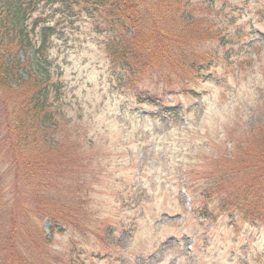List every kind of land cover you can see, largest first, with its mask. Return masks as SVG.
I'll use <instances>...</instances> for the list:
<instances>
[{
  "label": "trees",
  "instance_id": "trees-1",
  "mask_svg": "<svg viewBox=\"0 0 264 264\" xmlns=\"http://www.w3.org/2000/svg\"><path fill=\"white\" fill-rule=\"evenodd\" d=\"M262 23L264 0H0V264L27 262L59 234L80 245L83 230L103 232L81 212L90 206L86 181L61 184L79 160L73 135L80 130L65 108L53 55L58 41L90 25L103 38L113 89L138 118L190 123L205 112L207 91L198 86L228 82L243 70L245 48L264 38ZM188 96L195 102L186 104ZM245 132L264 134V121ZM262 142L252 153L228 152L237 166L187 176L188 193L197 195L187 194L190 211L201 220L226 216L264 228ZM107 229L112 236L100 240L111 244L115 231Z\"/></svg>",
  "mask_w": 264,
  "mask_h": 264
},
{
  "label": "rangeland",
  "instance_id": "rangeland-1",
  "mask_svg": "<svg viewBox=\"0 0 264 264\" xmlns=\"http://www.w3.org/2000/svg\"><path fill=\"white\" fill-rule=\"evenodd\" d=\"M258 28L264 34V23ZM91 29H75L69 40L56 43L53 55L67 116L80 130L73 135L79 160L61 184L76 188L86 181L90 206L81 212L103 232L83 230L80 245L70 244L67 234L56 235L46 251L33 250L20 264H264V228L226 216L199 219L188 197L197 195L185 186L187 176L192 181L223 164L237 166L228 152L252 153L263 144L264 134L253 139L245 131L264 121V38L245 48L244 69L231 72L228 82L198 86L207 91L200 118L168 123L138 118L133 105L124 104L107 71L103 38ZM132 201L141 206L130 210ZM107 227L115 231L111 244L100 240L112 236Z\"/></svg>",
  "mask_w": 264,
  "mask_h": 264
}]
</instances>
